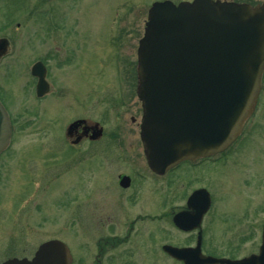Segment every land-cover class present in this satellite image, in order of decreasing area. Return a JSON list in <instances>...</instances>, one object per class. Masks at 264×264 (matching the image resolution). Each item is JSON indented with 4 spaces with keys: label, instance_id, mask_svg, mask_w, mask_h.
<instances>
[{
    "label": "rangeland",
    "instance_id": "374dc122",
    "mask_svg": "<svg viewBox=\"0 0 264 264\" xmlns=\"http://www.w3.org/2000/svg\"><path fill=\"white\" fill-rule=\"evenodd\" d=\"M152 1L0 0V36L10 42V53L0 61V99L7 106L13 126L10 146L0 154V260L30 256L38 244L51 238L64 241L74 252L77 218L75 214L70 216L65 207L68 203H91L93 155L141 150L135 124L129 121L130 116H137L140 105L135 81L132 84L114 75L115 68L121 67L114 65V59L131 60L134 67L138 40ZM78 39L84 43L79 56L82 60L61 65L46 59L54 84L50 94L37 98L31 91V63L37 57L44 58L49 45L57 46L59 51L70 49V55L76 56ZM124 84L128 92L132 90L127 100L131 104L123 109L117 108L114 101L118 99L117 88ZM109 111L112 122L105 120ZM76 118L103 126L102 139L87 151L65 141L64 129ZM110 136L119 137L128 148L120 149L118 138L112 140ZM231 162L230 168L240 174L231 186L220 164L198 171L214 191L213 203H238L237 188L253 192L246 181L254 186L257 181L264 183V159L251 156L240 160L233 156ZM174 174L160 185L162 199L168 203H173V191H185L189 178L182 175L178 183ZM147 189L151 199L152 184ZM107 194L102 188L104 203H108Z\"/></svg>",
    "mask_w": 264,
    "mask_h": 264
},
{
    "label": "flooded vegetation",
    "instance_id": "af4514ba",
    "mask_svg": "<svg viewBox=\"0 0 264 264\" xmlns=\"http://www.w3.org/2000/svg\"><path fill=\"white\" fill-rule=\"evenodd\" d=\"M172 1L178 3L181 0ZM221 1L264 6V0ZM31 3L33 6V1ZM144 25L145 20L143 29ZM15 26L19 27V23ZM44 31L46 35L47 30ZM0 38L3 40L6 37ZM81 41L76 40V56L70 55L73 53L70 49L59 51L57 46L49 45L44 51V58H35L28 68L34 95L38 77L32 74L33 64L38 62L43 65L38 66V70L41 72L43 69L48 95L54 78L45 60L52 59L55 64L61 65L70 61L78 63L79 59L82 60L79 56L84 46ZM9 53L10 42L7 39L6 53L0 57V61ZM120 58L114 59V65L121 66L115 68L114 75L132 83L133 79L136 80L135 65L133 67L131 60ZM126 86L117 88L118 99L114 101L117 108L124 109L131 104L127 100L132 89L128 92ZM1 102L7 109L4 101ZM136 111L137 116H130L129 121L135 124L137 144H140L141 150L95 153L89 185L93 194L91 203H68L65 207L70 216L75 214L77 218L75 251L67 244L71 254L70 264H264V183L257 181L254 186L246 181V187H252L253 192L244 193L243 189L237 188L238 203H213L214 191L205 183L207 178L203 179L198 174L204 168L220 164L222 171H227L228 175L224 178L228 177L231 186L240 175L239 171L230 168L233 156L240 160H248L251 156L264 159V65L253 109L243 121L238 136L221 152L181 161L163 174L154 172L147 164L138 137L142 113L140 105ZM105 120L112 122L113 114L110 111ZM72 123L76 126L69 131ZM100 127L102 134L94 136ZM102 137L103 126L97 121L76 118L64 129L66 143L71 147H81L82 151L91 149ZM117 138L118 147L127 149V143ZM117 138L109 137L112 140ZM129 143L132 145L131 141ZM172 173H175L174 178L178 183L182 175L189 178L185 191H173L170 198L173 203H168L169 200L162 199L160 185ZM149 184L154 188L151 199L147 194ZM102 188L108 193V203L101 198ZM195 192H198L197 195L188 203L189 196ZM167 246L172 247L171 252ZM13 257L7 256L0 263Z\"/></svg>",
    "mask_w": 264,
    "mask_h": 264
},
{
    "label": "water",
    "instance_id": "95a60500",
    "mask_svg": "<svg viewBox=\"0 0 264 264\" xmlns=\"http://www.w3.org/2000/svg\"><path fill=\"white\" fill-rule=\"evenodd\" d=\"M5 51L0 39V56ZM263 59V7L213 0L153 3L136 67L143 108L140 136L149 166L164 172L182 159L217 152L232 140L253 104ZM38 66L33 73L42 78ZM44 91L40 80L38 94ZM10 132L0 103V151ZM99 135L100 129L94 136ZM69 262L67 246L52 239L40 244L32 259L2 264Z\"/></svg>",
    "mask_w": 264,
    "mask_h": 264
}]
</instances>
